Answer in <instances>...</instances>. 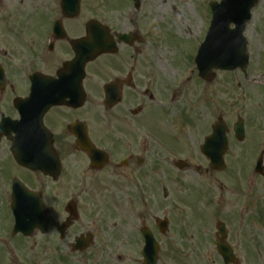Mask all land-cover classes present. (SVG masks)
<instances>
[{"label":"rangeland","instance_id":"obj_1","mask_svg":"<svg viewBox=\"0 0 264 264\" xmlns=\"http://www.w3.org/2000/svg\"><path fill=\"white\" fill-rule=\"evenodd\" d=\"M197 1L202 3V0H197ZM257 7L258 8L255 14H259V15L264 14V3L262 1ZM98 8L99 9L101 8L100 4ZM259 26H260L259 23H256V27L253 29V31H249L250 37L257 38L260 35L261 31L262 32L264 31L263 17H262L261 29L259 28ZM190 43L191 42H188L187 39H180L178 36L175 35L174 32L171 33L170 39L167 41V45L170 49H174L178 51V56L177 58H175V60L179 62L180 64H184L185 59L186 61H189L192 58V60L189 61L188 63V66L192 67L194 63V55L192 53L193 47H192V44L190 45ZM188 66H187V72H190V68ZM214 81L208 83L207 85H209L211 89L217 90V96H218L219 94L218 89H219V86H221V83H219L218 81L217 82H214ZM238 84H239V81L237 79L229 83L230 87L234 91L238 89ZM177 89L178 87L175 86L174 90L176 91ZM203 96L204 98L206 97L205 100H201L203 104H201L200 110L202 109L203 116L208 115L210 117L215 113V109H218V114L216 116L223 113V116H224L223 118H226V116L231 117L236 114L245 115V113H249V116L251 117H259V113L254 111L252 100L249 96H247L246 101L244 102H241L240 100H236V99H229L223 96V99L218 98L219 100L215 101L214 103L212 102L213 100L211 99V95L209 93L205 92ZM213 98L216 100V95H214ZM206 100L208 102H206ZM217 102L220 103L221 108L215 106V103ZM228 105H230V108H227ZM256 123L258 124V121L255 122L254 126H257ZM143 127L151 128L154 131H162L163 133L166 134L167 138L169 136L166 132L176 133L179 131L178 127H175L169 124L164 112H160L157 118H155V116H152V114H149V116L145 119V124L143 125ZM96 135L99 136L98 128L96 130ZM182 139H183V141H181L182 145H185L187 141L189 140L188 137H187V140H185L183 136H182ZM183 158L185 159L187 158V156L184 155ZM191 161L194 162L196 160L191 159ZM186 171L187 172L185 173L184 172L179 173L173 169L172 173L165 172L167 174V178H165L164 175L161 176L162 171L158 169L157 178L155 179V182L153 180L151 182V185H155L157 187V191L153 192L148 189V186H149L148 181L142 182L140 184L137 183V187L134 188V192H135L134 197L132 195V192L129 194L130 201L134 203L128 202V205L133 207V206H136L138 203L140 204L142 202L143 203L148 202L146 206L150 207L154 211L157 217L168 215L169 218H171L172 224H171V231L169 232V234H171L170 235L171 239H167L164 237L160 238V241L163 245V252L161 254L162 256L158 264H178L176 260L171 256V254H173L174 252H178L180 256L185 257V258H189L190 255H192L193 257H198L199 261L190 262L187 264H220V263H215V262H218V258L216 254L213 257V260L215 262L205 263L204 262L205 260L201 258V256L205 254L206 250L201 248V246H199L201 245V241H202V239L200 238V228H201L200 226H202L203 222H212L214 221V219H218V220L222 219V216L225 215L226 210H229L227 206L228 201L226 199H225V205H224L225 211L224 212L222 211L223 214H220L218 210L208 211L206 217L203 220L197 221L198 223H200L199 224L200 226L197 227V230L193 232V234L187 233L185 235L184 231H181V235L180 234L178 235L179 241H177L178 239L174 240L176 231L178 230V228H180V225L184 221L185 214L189 216L188 211L191 210L192 208L194 211H197L198 202L193 203V206L189 202L193 201V198L196 197L198 193H200L199 183H201V181H200V178L198 177V170L195 165H191L189 168L186 169ZM246 174H247V171L244 170L243 175L245 176ZM164 184L166 185V188L169 190V195H170V198L166 199L165 201L161 197L162 189H160L161 185H164ZM86 186H87V190L90 191V197L87 198V202L89 203L88 206L94 207L96 212L99 209H101L102 211L105 210L107 211V216H108V212L110 211V209H108V207L104 205V201H106L107 199L102 198V196H104V194H102L103 190L98 189L94 194L91 191V189L88 188V185ZM168 186H170L171 189H169ZM262 187H264V178L263 180L259 179L255 182L254 192L251 193L250 195V199L253 198L252 202H254L252 208L249 209L250 212H254L256 210L255 203H258V206H260V200L262 201V204H264V191H261L260 195L258 192V190H261ZM141 191L144 192L145 194L152 195L154 198H156V201L153 200V197H143L142 195L139 194V192ZM128 192L129 191H126L125 195L122 193L115 194L112 198L117 196L120 198L117 200H126V196H127L126 194ZM224 195H230V193L225 191ZM107 201L109 203L116 202L114 199H108ZM237 204L238 206H235L234 208H238V210L241 209L242 205H244L241 203H237ZM200 207L201 206L198 207L199 212H200ZM201 208L203 209V211H205L203 207ZM144 211L145 209L138 210L135 213H130L131 215H133L131 219H134L135 216H137L136 223L134 220H131L130 224H125V222L123 221L125 220V218L122 217V214L121 216L116 215V214H113L110 216L113 219L122 220V222L120 223V227L118 226V229L116 230L117 235L114 238V242L109 244L108 250H109V254H111L109 257V261H112L115 259L113 255H121L125 258L119 264H128L127 262L128 258L131 262L133 257H130V256L136 255V251L135 252L133 251L136 249V246H133V243L131 242L125 243V241L126 240L129 241L130 239L128 232L134 233L136 230V227L139 226L138 222L140 221H139L138 215L139 213H142ZM125 214L127 215L128 213H125ZM255 218H258L257 214ZM236 221L237 220L234 221L235 225H236ZM108 222L109 223H107L105 227L110 232V230L112 229V226L110 225L111 221L109 220ZM257 223L261 224V222L259 221H257ZM262 223L264 224V218L262 220ZM227 224L232 226V223L230 222H227ZM235 229L237 230L238 234L242 230V228L239 227L238 224L236 225ZM246 234L247 236L245 237V240L247 241L243 242L244 245L245 244L251 245V242L254 237H255L254 239L255 243L264 245V233L262 230L255 229L254 222L252 223L251 228L246 230ZM125 236L127 238H125ZM235 240L242 241V236L240 237L238 235V238L235 237ZM117 243L119 245H117ZM258 248H260L259 253L262 255L261 257H256L254 252L246 256V254L242 250L241 244H237V249L240 255L241 256L243 255L242 258L244 260L242 264H264V246L258 247ZM111 264L113 263L111 262Z\"/></svg>","mask_w":264,"mask_h":264},{"label":"flooded vegetation","instance_id":"obj_2","mask_svg":"<svg viewBox=\"0 0 264 264\" xmlns=\"http://www.w3.org/2000/svg\"><path fill=\"white\" fill-rule=\"evenodd\" d=\"M133 59L132 54L129 55L128 58H126L123 54L120 57V62L118 64V68H119V73L121 75H124V73L126 72L127 68L128 69H133L132 65H131V61ZM122 77H115V79H121ZM130 96H132V94L130 93ZM106 95H105V90L103 91V99H105ZM121 104L119 103V105H116L114 107H109L106 105V109L109 112L110 110L116 109L118 106H120ZM6 142V141H5Z\"/></svg>","mask_w":264,"mask_h":264},{"label":"water","instance_id":"obj_3","mask_svg":"<svg viewBox=\"0 0 264 264\" xmlns=\"http://www.w3.org/2000/svg\"><path fill=\"white\" fill-rule=\"evenodd\" d=\"M248 1H251V0H227L225 3H226V6L229 8L236 5V7L239 10H243V8H245Z\"/></svg>","mask_w":264,"mask_h":264}]
</instances>
